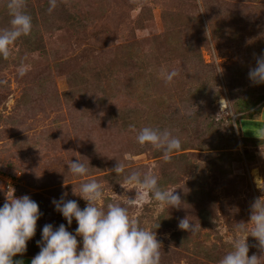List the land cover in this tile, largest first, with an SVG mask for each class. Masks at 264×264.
Wrapping results in <instances>:
<instances>
[{
  "label": "rangeland",
  "instance_id": "1",
  "mask_svg": "<svg viewBox=\"0 0 264 264\" xmlns=\"http://www.w3.org/2000/svg\"><path fill=\"white\" fill-rule=\"evenodd\" d=\"M68 10L87 13V24L60 19ZM52 12L61 21L41 30L38 50L19 41L0 59V207L28 195L43 214L17 255L40 252L46 224L75 234V219L69 227L52 201L67 193L85 208L78 195L86 181L103 185L105 208L135 199L141 190L111 171L119 161L157 175L183 201L169 208L146 196L129 206L142 227L160 223L161 264H219L240 235L237 224L249 223L251 205L264 197L256 183L264 180V149L244 148L239 126L264 107V84L249 78L264 55V0H57ZM22 62L31 67L20 77ZM171 70L180 75L168 83ZM144 126L173 129L182 150L165 162L162 151L137 142ZM77 159L89 160L88 175L68 171ZM186 216L199 232L178 228ZM247 243L250 257L264 256L256 238Z\"/></svg>",
  "mask_w": 264,
  "mask_h": 264
},
{
  "label": "clouds",
  "instance_id": "2",
  "mask_svg": "<svg viewBox=\"0 0 264 264\" xmlns=\"http://www.w3.org/2000/svg\"><path fill=\"white\" fill-rule=\"evenodd\" d=\"M27 0H7L6 8L10 16L9 26L0 28V59H9L13 46L33 30L32 16L26 11ZM57 7V0H49L48 11L51 13ZM30 65L21 63L18 75L25 76L30 71ZM180 75L179 71L171 70L165 73V79L172 83ZM249 78L254 84H264V55L257 59V66L250 70ZM4 83V81H0ZM191 111L186 115L191 116ZM135 130V125H130ZM137 142L140 145H151L162 151L163 160L170 162L173 153L182 150L183 141L171 128L144 126L139 129ZM90 163L81 159L71 160L68 171L78 177L89 174ZM116 176L123 175L124 183L135 185L139 190L135 199H127V206L122 203L108 202L106 208L105 189L97 180H89L80 185V196L87 205L81 209L76 200H66L64 193L59 200L53 199L52 204L57 212L62 214L70 227L73 219L78 224L75 234L70 232L65 224L54 228L46 224L42 229V240L37 241L40 252L32 259L31 264H161L162 243L157 239L156 229L142 227L140 222L131 218L129 206L143 203L146 196L169 208H181L183 201L176 190H165L161 186L160 177L139 170L126 171L125 165L118 161L112 169ZM256 179L257 186L264 191V183ZM123 187V186H122ZM124 188V187H123ZM43 214L39 205L30 196L16 198L7 197L0 207V264H24L22 260L14 261L13 257L27 251V242L31 240L37 229V221ZM249 223L251 227L249 228ZM249 223L237 224L239 236L232 241L229 251L219 261V264H264V256H249L248 236L259 241L264 249V197H260L251 205ZM178 228L194 235L201 225L189 219H181ZM82 237V248L78 251V239Z\"/></svg>",
  "mask_w": 264,
  "mask_h": 264
},
{
  "label": "trees",
  "instance_id": "3",
  "mask_svg": "<svg viewBox=\"0 0 264 264\" xmlns=\"http://www.w3.org/2000/svg\"><path fill=\"white\" fill-rule=\"evenodd\" d=\"M7 2V0H6ZM39 3V2H38ZM49 0L44 3L43 6H38L33 4L32 0H27V7L26 11L28 14L32 16L33 20V30L31 34L27 37H22L19 41L23 42V45L27 48L28 52L32 49L38 50V39L40 38V42L42 41L41 30L49 27L51 24H56V22L61 20L55 19V14L53 12L49 13ZM78 9V8H76ZM2 10V9H1ZM79 10V9H78ZM4 11V10H3ZM64 16L63 20L73 26L74 28H82L85 24H87L86 20H89L88 14L78 11V12H71L70 10L63 12L61 14V18ZM10 16L7 14L1 15L0 14V28L8 27L9 26ZM19 41L16 43L18 45ZM150 84H146L143 90H150ZM65 95H70V93H65ZM261 113V112H260ZM137 119V118H136ZM132 125L137 124L136 122H131Z\"/></svg>",
  "mask_w": 264,
  "mask_h": 264
},
{
  "label": "crops",
  "instance_id": "4",
  "mask_svg": "<svg viewBox=\"0 0 264 264\" xmlns=\"http://www.w3.org/2000/svg\"><path fill=\"white\" fill-rule=\"evenodd\" d=\"M241 141L244 148L264 149V107L258 117L242 119L240 123ZM34 257L14 256L13 260H22L24 264H31Z\"/></svg>",
  "mask_w": 264,
  "mask_h": 264
}]
</instances>
